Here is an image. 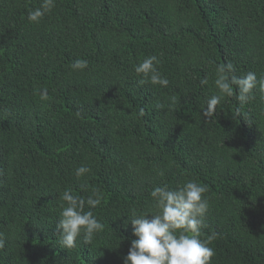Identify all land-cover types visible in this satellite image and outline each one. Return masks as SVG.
Masks as SVG:
<instances>
[{"label": "trees", "instance_id": "1", "mask_svg": "<svg viewBox=\"0 0 264 264\" xmlns=\"http://www.w3.org/2000/svg\"><path fill=\"white\" fill-rule=\"evenodd\" d=\"M41 2L0 0V264H123L127 219L188 180L207 185L211 264H264V92L205 115L219 66L264 77V0H56L29 22ZM152 55L166 88L134 71ZM66 189L103 197L85 206L103 229L74 249L56 227Z\"/></svg>", "mask_w": 264, "mask_h": 264}, {"label": "clouds", "instance_id": "2", "mask_svg": "<svg viewBox=\"0 0 264 264\" xmlns=\"http://www.w3.org/2000/svg\"><path fill=\"white\" fill-rule=\"evenodd\" d=\"M55 4L56 0H42L40 7L28 12L27 19L38 24L46 13L54 9ZM159 64L155 55L148 56L137 64L134 71L141 78L139 82L166 88L169 80L160 73ZM87 66L86 60L77 59L71 68L83 71ZM235 72L231 63L216 69L214 83L217 94L208 99L205 115L213 114L224 97L235 96L244 105L255 99L253 90L257 87L264 92V77L258 80L256 73L252 71L238 77ZM35 94L41 100L49 99L46 91L37 89ZM90 171L87 166L82 165L75 170V176L81 178ZM206 192L207 185L194 180H188L175 189H169L167 185L155 187L150 195L157 211L142 215L133 213L131 219L126 221V224H131L132 234L136 239L131 241L123 264H211L215 251L209 245L216 234L208 236L207 240L200 238L201 229L206 226L204 217L210 207ZM60 199L64 202L56 225L60 245L64 249H74L77 238L81 236L85 243H90L94 234L103 229V224L91 210L85 211V206L97 208L103 199L100 192L94 190L85 200L73 195L71 189H66ZM2 246L0 241V247Z\"/></svg>", "mask_w": 264, "mask_h": 264}]
</instances>
